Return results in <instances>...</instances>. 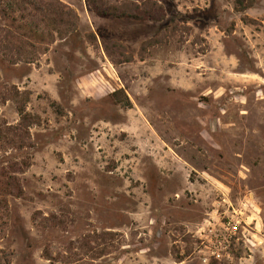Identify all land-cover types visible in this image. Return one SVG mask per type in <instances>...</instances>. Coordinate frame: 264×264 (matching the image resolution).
Masks as SVG:
<instances>
[{"label": "rangeland", "instance_id": "rangeland-1", "mask_svg": "<svg viewBox=\"0 0 264 264\" xmlns=\"http://www.w3.org/2000/svg\"><path fill=\"white\" fill-rule=\"evenodd\" d=\"M37 1L77 31L0 0V264H264V0Z\"/></svg>", "mask_w": 264, "mask_h": 264}, {"label": "trees", "instance_id": "trees-1", "mask_svg": "<svg viewBox=\"0 0 264 264\" xmlns=\"http://www.w3.org/2000/svg\"><path fill=\"white\" fill-rule=\"evenodd\" d=\"M31 10L42 12L44 16L55 25V31L50 34L53 42L55 35L60 39L70 36L77 31V16L73 10L67 8L59 1L40 3L37 0H21ZM90 11L98 17L113 19H130L133 21H144L146 19L156 20L159 14L165 18L163 9L158 3L150 0L125 1L119 5H107L104 0H85ZM239 9H244L251 4H243L245 0H235ZM241 6V7H240ZM1 29V28H0ZM64 34V35H63ZM1 42V41H0ZM6 58V57H5ZM16 60H11V64H16ZM30 63L29 61H24ZM21 122L29 119L30 116L22 109H17Z\"/></svg>", "mask_w": 264, "mask_h": 264}, {"label": "built area", "instance_id": "built-area-1", "mask_svg": "<svg viewBox=\"0 0 264 264\" xmlns=\"http://www.w3.org/2000/svg\"><path fill=\"white\" fill-rule=\"evenodd\" d=\"M220 228L222 229V234H223L222 237L220 238V236L215 234L214 239L211 237L209 239L210 241H212V249L210 250V257L216 260H220L225 254L227 256L228 253L226 252L228 249V244H227L228 239H231V237L236 236V234L239 232L240 222L239 221L234 222L233 220L228 219L225 222L221 223ZM205 230L209 233H212V231H214L211 222H206Z\"/></svg>", "mask_w": 264, "mask_h": 264}]
</instances>
